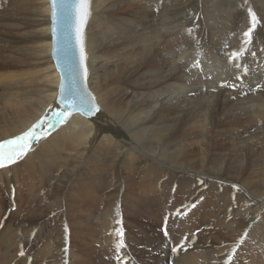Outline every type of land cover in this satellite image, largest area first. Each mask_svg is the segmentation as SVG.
<instances>
[{"label": "bare ground", "instance_id": "1", "mask_svg": "<svg viewBox=\"0 0 264 264\" xmlns=\"http://www.w3.org/2000/svg\"><path fill=\"white\" fill-rule=\"evenodd\" d=\"M249 9L257 18L250 37L263 39L264 0H91L87 86L99 110L90 119L68 115L33 139L23 158L0 168L1 264H100L116 250L113 236L121 230L137 250L148 249L147 259L158 257L153 264H225L229 254V264H264V126L255 131L264 125V94L237 99L243 91L226 92L218 81L206 84L216 95L189 99L198 84L187 90L176 83L182 76L176 65L162 74L165 55L174 64L169 53L190 40L188 25L200 30L208 14L222 16L213 24L238 38ZM48 12L47 0H15L0 9V141L61 110L53 102L58 74ZM195 12L192 21L188 13ZM150 16L159 21L147 31ZM132 43L141 45L137 59ZM243 125L255 133L245 135ZM5 179L25 187L13 207L19 222ZM162 214L166 237L159 232ZM167 237L173 247L184 242L170 258L158 246Z\"/></svg>", "mask_w": 264, "mask_h": 264}, {"label": "snow or ice", "instance_id": "2", "mask_svg": "<svg viewBox=\"0 0 264 264\" xmlns=\"http://www.w3.org/2000/svg\"><path fill=\"white\" fill-rule=\"evenodd\" d=\"M51 7V16L53 21H56L59 16H67L70 13L78 16L79 23L76 27V41L79 48V58H78V66L73 67L70 63V60L67 57V52H65L66 57V65L72 74L73 85L76 87L78 84L83 85L82 90L78 92L77 98L75 99H60V103L63 106H66L68 112L71 111H80L82 114L91 116L96 111H98V106L95 104V98L88 91L87 85L85 83L87 78V67L85 64L86 61V52L84 48V35H83V25L86 22L88 12V4L89 0H70L71 7L70 9L67 7L69 4V0H49ZM59 5V8H58ZM249 16L251 17L252 27L248 28L246 32L243 33L244 37H248L250 33L253 32L256 27L257 18L255 14L249 9ZM191 31V30H189ZM243 49H241L242 51ZM237 52L233 51L229 57L231 61L232 57H236ZM198 66V65H197ZM239 67V65H237ZM247 69H245V72ZM239 78V77H238ZM235 87V85H232ZM257 87H260L257 85ZM77 100L79 103H77ZM52 115L56 118L55 120H48L47 117H42L39 121L31 126L27 131L22 133L21 135L16 136L13 139H9L3 142H0V168H3L7 164H13L16 160L23 158L24 150L27 145H30L33 139L39 140L42 138L41 133L51 130L58 123H63L68 118V113L64 111L63 108L61 110L53 112ZM3 144L14 145L15 147H10L6 151L3 149ZM238 186L233 185V188H237ZM177 214H179V210H177ZM3 226V223L0 222V227ZM246 235V231H245ZM244 236H241L237 243L232 247V253H235L236 248L240 243L243 242ZM116 251L119 252L123 245V234L120 233V240L116 242ZM183 248L184 242L181 241V244L177 247H173V253L177 252V248ZM67 251V250H65ZM19 255L23 256L24 252L21 250ZM232 259L231 254H229L228 258L225 260V264H229V261Z\"/></svg>", "mask_w": 264, "mask_h": 264}, {"label": "rangeland", "instance_id": "3", "mask_svg": "<svg viewBox=\"0 0 264 264\" xmlns=\"http://www.w3.org/2000/svg\"><path fill=\"white\" fill-rule=\"evenodd\" d=\"M13 1H15V0H0V9H5V8H7L8 7V5H9V3L10 2H13ZM232 9H235V6L234 5H232V6H230ZM229 7V8H230ZM112 8H117L116 6H114V7H112ZM232 9H229V10H232ZM191 10H194L193 8H191ZM188 16L190 17V19L192 20V21H194L195 19H196V12H195V14L192 16L191 15V13H188ZM191 16H192V18H191ZM154 17V16H153ZM149 18V17H148ZM146 19L147 21H146V24L147 23H149V24H147L148 25V28H147V25L145 24L144 26H146V30L148 31V30H150L152 27H151V25L153 26L154 24H156L159 20H158V18H157V16H155V18H154V20H151V19ZM190 19L189 18H186V20L184 21V22H182V23H188L189 21H190ZM150 20V21H149ZM158 20V21H157ZM152 21V22H151ZM155 21H157V22H155ZM154 22V23H153ZM179 25V24H178ZM150 26V27H149ZM143 27V26H142ZM141 27V28H142ZM180 27V26H179ZM178 26L176 27V29H178L179 28ZM140 28V26L138 27V29ZM144 28V27H143ZM137 29V31H136V33L135 34H139V36H141V31L142 30H138ZM138 32V33H137ZM140 32V33H139ZM134 34V33H133ZM132 46H130L131 48V51H132V53H134L133 55H134V57H135V59H137L138 58V55H137V52H140L139 50H140V48H141V45L140 44H137V43H132L131 44ZM139 45V46H138ZM133 46H135V47H133ZM133 48V49H132ZM139 49V50H138ZM127 50V49H126ZM126 50H124L123 52L126 54L127 52H128V50H127V52H126ZM133 50H136V51H134L133 52ZM158 50H159V52L161 53V54H163V48H162V46L160 45L159 46V48H158ZM135 55H137V56H135ZM173 58H175L174 60L176 61L177 60V56H173ZM179 60V59H178ZM167 66H169V65H167ZM167 66H166V68L163 70V72H162V74L164 75V71H167L168 72V70L170 69L169 67H168V70H166L167 69ZM144 73V75H145V72H143ZM145 78V79H144ZM146 79H148L146 76H144L143 78H141V80H142V82H145L146 81ZM144 80V81H143ZM242 82H245V81H243V80H241ZM196 88H198V86H196ZM236 92H238V90L236 91ZM242 93V92H241ZM153 100H154V98H153ZM172 103V102H171ZM186 104L188 103V102H185ZM184 103V104H185ZM261 126H264V125H262L261 123H260V127H258V128H256L255 129V131H259L260 132V130L259 129H262V127ZM250 130H253V129H250ZM255 131H252V134L251 135H253L254 133H255ZM248 134V132H246L245 133V135H247ZM249 135V134H248ZM244 136V135H243ZM230 184H232V182L230 183ZM0 188H4V187H1L0 186ZM0 197H1V192H0ZM232 198V197H231ZM22 218H23V216H22ZM22 218H20V220L22 219ZM16 220H18V219H16ZM20 220H18V222L20 221ZM18 222H16L15 221V223H18ZM213 221H211V223H212ZM182 232V231H181ZM187 233L189 232V229L186 231ZM182 233H180L179 235H181ZM43 237V236H42ZM44 238V237H43ZM168 238H169V240H168ZM166 240H168L167 241V243H170V237H167L166 238ZM159 247H160V251L162 252V256H164V255H166V252L167 251H165V249L163 248L164 247V245L163 244H161V245H158ZM156 247L155 248V252L156 251H159L158 250V248L159 247ZM141 249V250H140ZM164 249V250H163ZM145 252H148V249H142L141 247H139V253H140V255H145V257H146V254H145ZM101 255V254H100ZM141 257V256H140ZM128 258H130V257H128ZM237 261V260H236ZM235 261V262H236ZM108 264H109V262H108Z\"/></svg>", "mask_w": 264, "mask_h": 264}, {"label": "water", "instance_id": "4", "mask_svg": "<svg viewBox=\"0 0 264 264\" xmlns=\"http://www.w3.org/2000/svg\"><path fill=\"white\" fill-rule=\"evenodd\" d=\"M60 107L61 108H63L61 105H60ZM64 109V108H63ZM65 110V109H64ZM85 117H87V118H91V117H93L94 115H95V113L93 114V115H91V116H88V115H85V114H83Z\"/></svg>", "mask_w": 264, "mask_h": 264}]
</instances>
